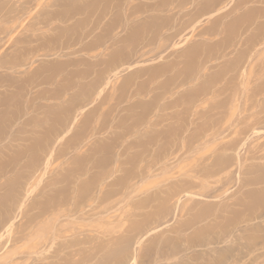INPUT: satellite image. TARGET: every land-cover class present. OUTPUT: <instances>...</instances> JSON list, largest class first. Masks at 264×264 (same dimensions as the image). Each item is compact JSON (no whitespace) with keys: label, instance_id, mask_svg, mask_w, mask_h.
<instances>
[{"label":"rangeland","instance_id":"obj_1","mask_svg":"<svg viewBox=\"0 0 264 264\" xmlns=\"http://www.w3.org/2000/svg\"><path fill=\"white\" fill-rule=\"evenodd\" d=\"M124 1L0 0V264H264V0Z\"/></svg>","mask_w":264,"mask_h":264},{"label":"crops","instance_id":"obj_2","mask_svg":"<svg viewBox=\"0 0 264 264\" xmlns=\"http://www.w3.org/2000/svg\"><path fill=\"white\" fill-rule=\"evenodd\" d=\"M125 1H128V2H125ZM124 2H122V6H125L126 7V9H124V10H122V12L124 13V15H125V18L128 20L129 19V17L132 15V12H131V7H130V0H125ZM218 5V4H217ZM217 5H215V7L217 6ZM216 13V12H215ZM171 23H173V20L171 21ZM113 30V27H112V29H111V31ZM116 71H119V68H115L114 70H112V72L111 73H113V72H116ZM92 93V92H91ZM88 94H90V92L88 93ZM78 122V116L73 120V124L74 123H77Z\"/></svg>","mask_w":264,"mask_h":264},{"label":"bare ground","instance_id":"obj_3","mask_svg":"<svg viewBox=\"0 0 264 264\" xmlns=\"http://www.w3.org/2000/svg\"><path fill=\"white\" fill-rule=\"evenodd\" d=\"M63 42V41H62ZM69 45H70V43L68 44V47H69ZM63 46H64V44H63ZM2 236V235H1Z\"/></svg>","mask_w":264,"mask_h":264}]
</instances>
